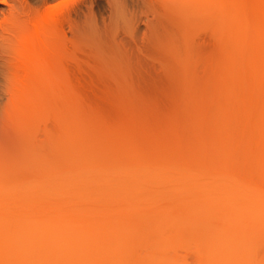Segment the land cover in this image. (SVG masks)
Segmentation results:
<instances>
[{
    "label": "rangeland",
    "instance_id": "374dc122",
    "mask_svg": "<svg viewBox=\"0 0 264 264\" xmlns=\"http://www.w3.org/2000/svg\"><path fill=\"white\" fill-rule=\"evenodd\" d=\"M50 248L264 264V0H0V264Z\"/></svg>",
    "mask_w": 264,
    "mask_h": 264
},
{
    "label": "bare ground",
    "instance_id": "6f19581e",
    "mask_svg": "<svg viewBox=\"0 0 264 264\" xmlns=\"http://www.w3.org/2000/svg\"><path fill=\"white\" fill-rule=\"evenodd\" d=\"M6 3H7V1L8 0H4ZM67 8V7H66ZM16 10H17V8H16V5H15V3H11L10 5H9V8H8V16H12V15H14L15 13H16ZM66 10H68V11H65ZM68 12H69V9L67 8V9H64V8H60L59 10H58V14H57V16L59 17V15H60V17L61 16H63V15H65L66 13L68 14ZM62 14V15H61ZM222 225V224H221ZM224 225H227V223H224L222 226H224ZM227 230H229L230 232H231V230L227 227L226 228ZM71 230L69 229V230H67V231H62L61 232V234H62V236H73V237H77V236H79L78 235V233H71L70 232ZM75 231V230H74ZM91 231H90V229L89 228H86V230H85V236L86 235H88V233H90ZM232 233V232H231ZM230 233V234H231ZM238 232L236 231V230H234V233H233V235H234V238L236 239V238H238ZM47 251V254H46V257H40L39 259H35V262H33L34 260H32V262L34 263V264H51V248L50 249H46V250H44V252H46ZM38 258V257H37ZM25 262V261H24ZM27 262V261H26ZM31 262V263H32ZM31 263H29V264H31ZM32 263V264H33ZM23 264V263H22ZM26 264H28V262L26 263Z\"/></svg>",
    "mask_w": 264,
    "mask_h": 264
}]
</instances>
